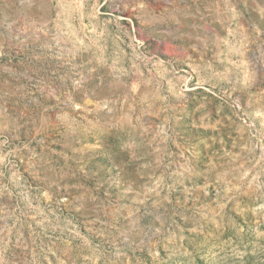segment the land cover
<instances>
[{"label":"rangeland","instance_id":"1","mask_svg":"<svg viewBox=\"0 0 264 264\" xmlns=\"http://www.w3.org/2000/svg\"><path fill=\"white\" fill-rule=\"evenodd\" d=\"M0 264H264V0H0Z\"/></svg>","mask_w":264,"mask_h":264}]
</instances>
